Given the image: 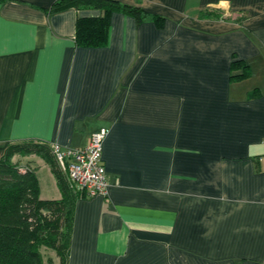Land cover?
I'll list each match as a JSON object with an SVG mask.
<instances>
[{"label": "crops", "instance_id": "1", "mask_svg": "<svg viewBox=\"0 0 264 264\" xmlns=\"http://www.w3.org/2000/svg\"><path fill=\"white\" fill-rule=\"evenodd\" d=\"M56 1L0 0V143L107 128L109 184L76 198L67 264H264V0H116L161 22L113 11L96 47L75 20L100 10Z\"/></svg>", "mask_w": 264, "mask_h": 264}, {"label": "trees", "instance_id": "2", "mask_svg": "<svg viewBox=\"0 0 264 264\" xmlns=\"http://www.w3.org/2000/svg\"><path fill=\"white\" fill-rule=\"evenodd\" d=\"M68 7H92L101 12L97 16L76 17L74 41L84 47L106 44L113 11L127 13L138 21L161 22L156 14L116 0H57L50 11ZM237 64L235 61L232 65ZM15 154H35L43 158L56 178L61 197L41 198L35 168L14 161ZM78 196L60 170L48 142L25 139L0 143V264H53L51 257L44 260L41 247L53 250L58 264H67L74 202Z\"/></svg>", "mask_w": 264, "mask_h": 264}, {"label": "built area", "instance_id": "3", "mask_svg": "<svg viewBox=\"0 0 264 264\" xmlns=\"http://www.w3.org/2000/svg\"><path fill=\"white\" fill-rule=\"evenodd\" d=\"M107 131V128L101 127L92 132L83 147L50 144L69 186L79 195L90 196L107 190L109 182L102 162V145Z\"/></svg>", "mask_w": 264, "mask_h": 264}, {"label": "rangeland", "instance_id": "4", "mask_svg": "<svg viewBox=\"0 0 264 264\" xmlns=\"http://www.w3.org/2000/svg\"><path fill=\"white\" fill-rule=\"evenodd\" d=\"M34 156H37V155H35V154H29V155L20 156L18 154H15L13 156V160L16 161L17 163L21 164L22 166L23 165H29V166L32 167L34 164L32 163V160L31 159ZM37 171H38V174H39V180H40V184H41V188H42V165L39 168V170H37ZM63 174L65 175L64 172H63ZM41 251L43 253L44 260H46L48 257H51V259L53 260V264H58L57 258L55 256V253H54L53 250H51L49 248L41 247Z\"/></svg>", "mask_w": 264, "mask_h": 264}]
</instances>
